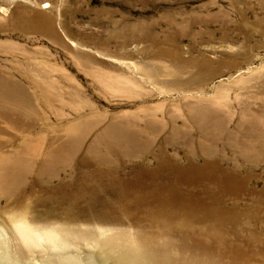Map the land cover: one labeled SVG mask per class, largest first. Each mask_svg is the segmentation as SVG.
Here are the masks:
<instances>
[{
	"label": "rangeland",
	"instance_id": "374dc122",
	"mask_svg": "<svg viewBox=\"0 0 264 264\" xmlns=\"http://www.w3.org/2000/svg\"><path fill=\"white\" fill-rule=\"evenodd\" d=\"M0 228L28 264H264V0H0Z\"/></svg>",
	"mask_w": 264,
	"mask_h": 264
},
{
	"label": "bare ground",
	"instance_id": "6f19581e",
	"mask_svg": "<svg viewBox=\"0 0 264 264\" xmlns=\"http://www.w3.org/2000/svg\"><path fill=\"white\" fill-rule=\"evenodd\" d=\"M191 63H193L194 65H198L200 68H204L206 65L211 64L212 62L208 59L200 57L198 59H192ZM27 226H28V223L25 220H19L15 224L14 228L18 229L21 232V234L24 236L23 230ZM59 234H60L59 232H58V234H56V233H51L50 231H47L46 237H47V239H49L50 241H52L53 243H55L57 245L66 246L67 241L65 239H67V238H64L66 235L62 236L63 238L60 239L59 237H61V236ZM61 235H62V233H61ZM16 242L17 243L15 245H13L9 240V233L6 230L0 228V261L3 264H28L26 244L24 243L22 238H20L19 236H18V238H16ZM134 252H135V254H133L131 258H130V256H128V255L126 256V254H123V253L117 254V260L127 262L126 258H128V259L130 258L128 260V264H130V263L139 264L141 262L139 260H141L143 257L147 258V260H148L149 256L146 257L147 251L144 250V244L140 245L139 249H135ZM156 258H158V257H156ZM162 258L163 259L165 258L163 254H162ZM129 261H130V263H129Z\"/></svg>",
	"mask_w": 264,
	"mask_h": 264
}]
</instances>
